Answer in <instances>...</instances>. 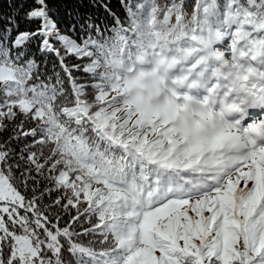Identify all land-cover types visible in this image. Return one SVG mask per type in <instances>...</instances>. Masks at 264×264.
<instances>
[{"label": "snow or ice", "instance_id": "1", "mask_svg": "<svg viewBox=\"0 0 264 264\" xmlns=\"http://www.w3.org/2000/svg\"><path fill=\"white\" fill-rule=\"evenodd\" d=\"M89 4L0 13V264H264V0Z\"/></svg>", "mask_w": 264, "mask_h": 264}, {"label": "trees", "instance_id": "2", "mask_svg": "<svg viewBox=\"0 0 264 264\" xmlns=\"http://www.w3.org/2000/svg\"><path fill=\"white\" fill-rule=\"evenodd\" d=\"M80 0H53V7L57 8L61 14H63V10L65 5L71 9L73 3H79ZM84 7L81 8V12H87L88 14H91L96 18L98 21L106 22V14L104 13L102 8H92L90 7L89 0H83ZM188 3H191L192 0H187ZM111 6L113 8V11L117 12L118 14L122 15L121 9L119 8L118 0H110ZM11 0H0V13H8L12 12L14 14V9L10 6ZM22 15V13H21ZM26 26L22 25L21 29L23 30ZM31 50L36 53V47L35 45H32ZM37 59L43 60L44 57L40 56L37 53ZM49 60L52 58L49 57ZM49 68H51V64L49 63ZM54 198V197H53Z\"/></svg>", "mask_w": 264, "mask_h": 264}]
</instances>
